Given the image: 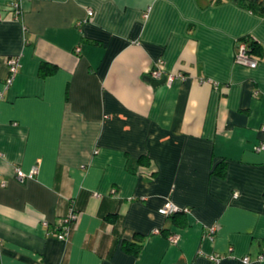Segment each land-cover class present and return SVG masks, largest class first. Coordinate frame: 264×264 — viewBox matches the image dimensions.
<instances>
[{"label": "crops", "instance_id": "obj_1", "mask_svg": "<svg viewBox=\"0 0 264 264\" xmlns=\"http://www.w3.org/2000/svg\"><path fill=\"white\" fill-rule=\"evenodd\" d=\"M12 1L0 0V264H264V15L232 0H16V15ZM246 36L254 68L233 62ZM153 68L182 79L152 86ZM167 199L175 218L156 211Z\"/></svg>", "mask_w": 264, "mask_h": 264}, {"label": "built area", "instance_id": "obj_2", "mask_svg": "<svg viewBox=\"0 0 264 264\" xmlns=\"http://www.w3.org/2000/svg\"><path fill=\"white\" fill-rule=\"evenodd\" d=\"M10 7L15 11V14H19V10L17 9V3L16 0H13L10 3ZM92 12L90 10L87 11V15L90 16ZM143 16H146L144 13ZM235 53L233 56V62L239 65L247 66L249 68H254L257 64V59L254 57L253 54H250L246 51L247 45L243 39H238L236 41L235 45ZM6 76L3 81V89H6L13 79V76L15 75L17 68H18V57L17 56H11L6 58ZM147 76L151 80H157L161 76L164 78V84L169 85L174 79H182V75L180 73H164L162 69L160 68H153L150 69L147 73ZM1 97V94H0ZM264 129V126L262 127ZM262 145H259L257 147H254V149H259ZM37 173V167L36 165H33L28 172L24 173L18 168L14 169L13 177L18 182H22L26 178H32ZM1 185H4V183H1ZM157 213L161 215H170L175 212L180 211L174 204H172L168 199L165 200L162 205L157 208ZM185 212V209L181 210ZM78 214L73 212L72 206L69 205L66 208L65 214L60 218L58 225H57V231H56V238L60 240H66L69 236V233L73 227V224L76 220ZM214 231V227L209 228V232L212 233ZM153 232L157 233V230H153ZM168 240L170 242H174L176 240L175 236H168ZM222 258L220 255H210L209 259L214 263L217 264V262ZM262 257L258 256L256 260H261ZM249 261L248 257L246 255L241 257L242 263H247Z\"/></svg>", "mask_w": 264, "mask_h": 264}, {"label": "trees", "instance_id": "obj_3", "mask_svg": "<svg viewBox=\"0 0 264 264\" xmlns=\"http://www.w3.org/2000/svg\"><path fill=\"white\" fill-rule=\"evenodd\" d=\"M232 1L234 3H236L238 6L249 10L250 12H252L253 14H255L257 16L264 15V4H262L261 2H258L256 0H232ZM241 39H243L245 41V43L247 45L246 51L248 53L253 54V55H260V52H261L260 46L254 39H252V38H250L248 36L242 37ZM49 68H51V67L48 66L47 64L41 63L39 65L38 70H39L40 74H45L48 71ZM145 160H146V157L141 155L137 159V162L140 165H142V164H144ZM217 173H219V171H217ZM69 205L72 206L73 212H75L76 214L79 213V210L77 209L74 200H69L68 203H67V207ZM178 215L179 214H177L175 212V213L171 214L170 217L175 218ZM181 223H182V221H181ZM181 223H179V224H181ZM125 248L128 249V250H131L133 253H136L138 251L139 245H136V244H133V243H129V244L125 245Z\"/></svg>", "mask_w": 264, "mask_h": 264}, {"label": "water", "instance_id": "obj_4", "mask_svg": "<svg viewBox=\"0 0 264 264\" xmlns=\"http://www.w3.org/2000/svg\"><path fill=\"white\" fill-rule=\"evenodd\" d=\"M148 80V79H147ZM150 82H151V85L152 86H157V85H161V84H163L164 83V78L162 77L160 80H158V81H152V80H150Z\"/></svg>", "mask_w": 264, "mask_h": 264}]
</instances>
